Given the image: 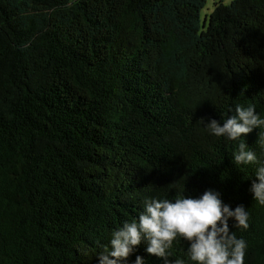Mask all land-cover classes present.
<instances>
[{"label": "trees", "instance_id": "obj_1", "mask_svg": "<svg viewBox=\"0 0 264 264\" xmlns=\"http://www.w3.org/2000/svg\"><path fill=\"white\" fill-rule=\"evenodd\" d=\"M204 5L0 0V264H100L145 200L206 190L244 206L248 229L230 230L264 264L257 165L204 128L237 104L264 119V0L215 3L201 31ZM261 131L243 137L258 158ZM145 248L119 264H164ZM169 251L195 264L182 239Z\"/></svg>", "mask_w": 264, "mask_h": 264}, {"label": "clouds", "instance_id": "obj_2", "mask_svg": "<svg viewBox=\"0 0 264 264\" xmlns=\"http://www.w3.org/2000/svg\"><path fill=\"white\" fill-rule=\"evenodd\" d=\"M243 95V92H241ZM231 111V109H230ZM203 124V118L199 121ZM205 130L217 138L224 137L230 141H240L237 151L233 153L235 166L257 165L255 182L250 192L252 199L264 206V119L255 111V105L247 107L237 104L234 113L221 123L210 120L204 125ZM254 129L258 133L260 157L250 150L243 137ZM232 227L247 230L249 214L243 205L234 210L225 205L219 193L206 190L199 198L177 196L174 200L148 199L144 201L143 212L138 219L125 222L113 231L108 246H102L98 254L100 264H119L127 259L133 250L146 244L149 256L162 259L169 264L170 249L177 239L187 243L188 261L195 264H244L247 242L237 238L230 230ZM135 264H145L140 256ZM173 264H186L184 259H176Z\"/></svg>", "mask_w": 264, "mask_h": 264}, {"label": "rangeland", "instance_id": "obj_3", "mask_svg": "<svg viewBox=\"0 0 264 264\" xmlns=\"http://www.w3.org/2000/svg\"><path fill=\"white\" fill-rule=\"evenodd\" d=\"M222 2L223 5H228L232 0H205V5L199 13L200 30H205L208 24V17L214 9V4Z\"/></svg>", "mask_w": 264, "mask_h": 264}]
</instances>
